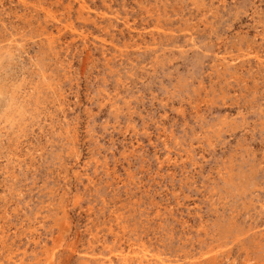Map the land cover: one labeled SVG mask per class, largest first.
<instances>
[{"label": "rangeland", "instance_id": "1", "mask_svg": "<svg viewBox=\"0 0 264 264\" xmlns=\"http://www.w3.org/2000/svg\"><path fill=\"white\" fill-rule=\"evenodd\" d=\"M0 264H264V0H0Z\"/></svg>", "mask_w": 264, "mask_h": 264}]
</instances>
